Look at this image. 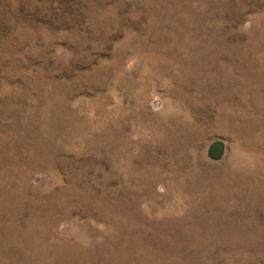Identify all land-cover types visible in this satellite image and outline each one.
<instances>
[{
  "label": "rangeland",
  "instance_id": "rangeland-1",
  "mask_svg": "<svg viewBox=\"0 0 264 264\" xmlns=\"http://www.w3.org/2000/svg\"><path fill=\"white\" fill-rule=\"evenodd\" d=\"M263 262L264 0H0V264Z\"/></svg>",
  "mask_w": 264,
  "mask_h": 264
},
{
  "label": "water",
  "instance_id": "water-1",
  "mask_svg": "<svg viewBox=\"0 0 264 264\" xmlns=\"http://www.w3.org/2000/svg\"><path fill=\"white\" fill-rule=\"evenodd\" d=\"M225 154V145L222 141H214L207 148V157L211 161H219ZM264 264V262L262 263Z\"/></svg>",
  "mask_w": 264,
  "mask_h": 264
}]
</instances>
